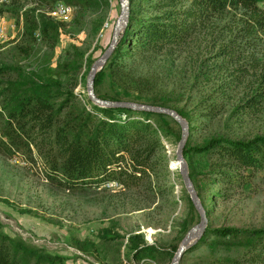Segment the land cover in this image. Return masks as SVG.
<instances>
[{"label": "trees", "instance_id": "1", "mask_svg": "<svg viewBox=\"0 0 264 264\" xmlns=\"http://www.w3.org/2000/svg\"><path fill=\"white\" fill-rule=\"evenodd\" d=\"M26 1L11 0L3 12L9 13L11 19L23 18L22 36L30 47L40 34L50 48H56L68 24L40 14L39 8L21 13ZM33 1L46 8L62 2L85 9L92 3V0ZM230 11L247 15L242 30L216 26L215 21ZM258 33L264 36V0H131L129 24L112 58L97 74L95 92L101 100L173 109L189 123L191 132L195 127L192 117L179 109L169 95L179 92L188 96L192 90L203 88L206 93L197 102L199 116L214 118L223 108L217 100H231V93L243 85L244 79L254 77L253 86L246 89L245 103L238 105L235 113L258 112L264 101V71H255L258 64L250 65L253 72L241 64L245 58L241 35ZM200 35L203 36L198 39ZM207 36L212 39L205 45ZM75 54V63L66 61L57 65L56 72L50 73L46 80L26 76L18 67H0L3 79L0 80V154L6 158L19 156L32 163L41 160L46 179L68 191H86L110 182L126 189L147 184L152 191L160 162L158 155L164 148L160 132L167 136V129H172L169 117L148 111L103 108L90 98L87 99L90 109L87 108L77 94L62 87L74 67L82 69L85 56L78 51ZM183 54L194 55L197 72L192 73L191 86L176 80L177 74L185 71V67L175 66ZM168 58L174 60L170 63ZM210 61L211 66L205 67ZM232 62L237 63L236 70L228 68ZM142 65L147 66L145 71L140 69ZM217 80H220L218 84ZM180 138L177 136L179 141ZM193 153L205 159L202 167L191 161ZM184 157L190 159V178L209 215L207 198L215 204L230 197L220 190L211 191L212 184L243 188L264 175V135L250 140L215 137L197 148L188 139ZM188 202L194 210L190 196ZM208 237L216 239L213 253L199 264H264V228L208 226L200 241ZM102 238L120 236L105 230ZM128 241V256L135 260L168 255L167 250L147 243L143 236L133 235ZM91 245L84 242L81 249L89 252L96 247ZM179 247L175 246L169 255L172 260ZM222 249L236 251L237 255L216 257ZM67 261L64 256L10 236L0 225V264H67Z\"/></svg>", "mask_w": 264, "mask_h": 264}, {"label": "rangeland", "instance_id": "2", "mask_svg": "<svg viewBox=\"0 0 264 264\" xmlns=\"http://www.w3.org/2000/svg\"><path fill=\"white\" fill-rule=\"evenodd\" d=\"M69 7L72 12L63 20H56L48 15L54 6L40 7L33 0H27L21 10L24 13L32 8H39L40 14L68 24L59 45L54 49L37 35L36 42L30 47L22 36V19H11L6 12L8 19L16 25L9 30L8 41L0 47V67H18L26 76L35 75L46 80L50 73L56 72L57 65L66 61L75 63L76 51L81 52L85 56L82 69L74 67L69 77L63 80L62 87L65 91L77 94L81 102L90 109L87 80L91 62L101 57L110 45L121 5L119 0H92L89 8ZM243 13L230 11L217 19L215 24L219 25V29L232 26L236 30H242L244 20L247 19V15ZM258 34L248 37L241 35L245 50V58L241 64L247 65L251 72L253 70L250 65L258 64L255 71L261 73L264 71V36ZM211 39L209 36L204 37V44ZM191 56L192 54H183L175 62L179 69L185 67V71L177 74L176 80L179 83L187 82L189 86L193 84L192 73L197 72L193 66L194 55L192 60ZM173 60L174 58H168L170 63ZM211 63H206L205 67L211 66ZM76 64L79 66V63ZM228 68L236 70L238 65L232 62ZM140 69L145 71L147 66L142 65ZM223 79L228 78L223 76ZM0 80H3L1 76ZM244 80L243 85L238 86L235 93H231V100H217L223 108L214 118L204 119L199 116L197 102L206 93L202 91L203 88L199 91L192 90L188 96L179 95V92L169 95L176 106L193 119L195 127L188 138L192 147L197 148L215 137L250 140L264 135V101L258 112L246 115L235 113L236 107L245 103V93L247 88L253 86L255 78L246 77ZM216 82L218 84L220 80ZM171 89L172 86L169 87ZM168 121L172 129H167V136L160 132L164 148L158 155L160 162L153 177L152 191L147 184L126 189L113 182L86 191H68L46 179L41 160L32 163L19 156L6 158L0 154V225L3 231L32 246L66 257L67 264H171L169 255L175 246L181 245L187 230L197 224L199 214L190 207V195L177 162L180 143L177 136L182 137V129L170 118ZM154 126L157 128L158 124ZM185 159L188 163L189 158ZM191 161L199 164V167L205 164V159L194 153ZM222 188L211 185V191L220 190L227 196L230 195L228 199L219 200L215 204V201L206 199L209 204V227L264 228V175L255 178L251 186ZM226 189L229 191L225 192ZM105 230L118 234L120 238L103 239ZM133 235L143 236L147 243L167 250L168 255L154 259L144 256L140 261L129 257L128 239ZM215 240L214 237H208L203 242L199 240L187 251L180 264H199L202 258L211 256ZM84 242L96 247H92L89 252L84 251L81 249ZM222 255L236 256L237 252L222 249L216 253V257Z\"/></svg>", "mask_w": 264, "mask_h": 264}, {"label": "water", "instance_id": "3", "mask_svg": "<svg viewBox=\"0 0 264 264\" xmlns=\"http://www.w3.org/2000/svg\"><path fill=\"white\" fill-rule=\"evenodd\" d=\"M119 1L121 5V13L114 27L112 41L108 46V48L103 53V55L93 63L90 69L87 80V92L90 100L94 104L100 107L122 108V109L134 110V111H148L156 114H161L169 118H172L181 127L182 137L177 150V162L180 164V173L185 188L191 197V201L196 211L199 214V222L198 224L194 225L186 234L185 238L183 239L179 247V250L177 251L171 263V264H180L187 251L191 247H193L196 243H198L199 240L203 237L209 223L207 211L204 208L200 198L198 197L195 186L190 178V170L188 163L184 157V149L186 147L190 134L189 124L184 118H182L178 114V112H176L173 109L146 105V104H139L136 102H111V101L101 100L100 98H98L95 92L96 76L112 58L118 46V43L123 37L126 28L129 24L130 14H131V1L130 0H119Z\"/></svg>", "mask_w": 264, "mask_h": 264}, {"label": "built area", "instance_id": "4", "mask_svg": "<svg viewBox=\"0 0 264 264\" xmlns=\"http://www.w3.org/2000/svg\"><path fill=\"white\" fill-rule=\"evenodd\" d=\"M10 2L11 0H0V47L8 41L9 30L15 28L16 25H14L13 22L8 19V15L3 12ZM71 12V7L59 2L54 6L53 10L48 13V15L56 20H63L67 18ZM21 19L23 20L22 17ZM37 36H40V34ZM113 184H115V182H113Z\"/></svg>", "mask_w": 264, "mask_h": 264}]
</instances>
